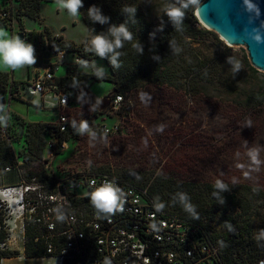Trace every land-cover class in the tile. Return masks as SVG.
<instances>
[{
  "label": "rangeland",
  "instance_id": "rangeland-1",
  "mask_svg": "<svg viewBox=\"0 0 264 264\" xmlns=\"http://www.w3.org/2000/svg\"><path fill=\"white\" fill-rule=\"evenodd\" d=\"M126 1L141 7L148 13V19L157 23L167 15L168 7H179L181 2ZM187 1L183 0L184 3ZM0 7L13 14L11 24L0 28L5 30L7 37H15L22 32L24 40L29 42L31 30L44 31L48 27L55 40L63 35L66 40L83 45L88 58L93 55L92 35L82 14L69 15L67 9L59 7L57 0H42L40 19L23 15V25L17 18L23 10L20 0H0ZM200 26L206 31L193 46L200 58L212 60L208 75L210 82L198 83L192 92L188 85L183 89L148 85L133 92L130 96L132 104L111 112L107 106L98 111V105L102 98L113 96L114 84L90 81L88 93L80 95L77 102H72L73 108L67 110L76 135L62 144L59 153H54L53 147L44 150L42 164L46 173L54 177L65 176L67 171L80 176L97 171L123 176L128 173L155 187L164 180L214 184L219 179L239 194L244 193L243 188L246 187L264 192V106L250 108L244 103L250 92L264 94V71L250 63L244 46L231 45L201 22ZM34 55L37 57L35 65L13 70L0 64V69L10 72L11 78L17 80H33L45 70L52 69L54 64L57 65L55 78L65 76L68 69L76 73H111L100 56L91 58L92 61H83L78 51L54 52L49 48L35 49ZM229 57L233 62H229ZM236 61L241 67L234 73ZM48 93L30 96L19 86L14 95L10 92L0 94L1 126L12 135V146L20 154V164H24L23 157L28 152L26 129L22 122H58L57 99ZM142 94L144 100L141 99ZM13 117L20 119L18 123ZM82 121L88 123L83 134L79 132ZM103 125L110 127L111 132L103 131ZM161 125L163 132L157 131ZM54 143L51 141L52 146ZM23 172L25 168H15L0 175V231L12 238L8 249L19 252V255L3 258L0 264H58L50 257L25 256L22 222L29 216L27 208L24 212L23 204L18 203L21 200L18 191L13 198L1 194L6 187L22 184ZM41 184L38 182L36 186ZM40 188L29 192L25 198L32 203L37 202ZM166 189L163 193L168 192ZM252 194H247L251 216L242 214L241 209L234 210L233 214L238 213L237 219L248 222L253 236L263 241L261 255H264V235L261 234L264 231V200ZM219 215L209 224L215 233L224 234L227 224Z\"/></svg>",
  "mask_w": 264,
  "mask_h": 264
},
{
  "label": "trees",
  "instance_id": "trees-1",
  "mask_svg": "<svg viewBox=\"0 0 264 264\" xmlns=\"http://www.w3.org/2000/svg\"><path fill=\"white\" fill-rule=\"evenodd\" d=\"M41 1L20 0V6L23 10L17 14V18L21 25H23V15L36 20L40 19L39 6ZM202 1L200 0V3ZM127 3L126 0H83V7L79 9V12L82 14L92 37L104 34L110 40L114 39L110 35V28L113 25L118 27L127 21V27L133 33V41L124 42L122 48L115 50L120 53L117 56L119 67L112 64L113 53H108L102 57L110 68V74L102 72V75H97L101 71L76 73L73 69H68L65 76L56 78L59 90L80 89L81 95H85L88 93L87 85L90 81H109L114 84L113 91L115 93L112 95H123L125 99L123 105L127 107L132 104L130 96L133 92L148 85H167L175 89H183L188 85V89L192 92L197 89L198 83L210 82L208 75L212 60L206 61L200 58L193 46V43L201 40V36L206 31L200 26V21L195 14L200 3L193 6L190 0L185 2L189 4V7L185 10V18L179 29L168 15L163 16L157 23L149 20L148 13L143 12L141 7ZM92 6L99 8L100 13L108 17L105 23L89 16L88 10ZM125 6L136 8L134 17L124 11ZM7 11V9L0 7V28H7L13 20L12 12ZM137 42L143 49L142 52L133 48L132 45ZM29 43H32L35 49L49 48L54 52L65 53L78 51L83 58H88L83 45H77L73 41L66 40L63 35L57 36L55 40L48 27L44 31L31 30ZM92 52L93 55L89 57L94 59L99 56L94 51ZM56 67L57 65L54 64L52 70L54 71ZM25 83L27 80H15L11 78L10 72L0 71V94L5 95L10 92L14 95L19 86ZM246 98L244 103L250 108L264 106V94L250 92ZM13 118L17 123L20 120ZM22 126L26 129V142L28 144V152L23 157L24 164H20V154H17L12 146V135L8 129L0 125V175L6 167H11L12 170L25 168V172L21 174L22 181L45 183L47 180L51 182L55 177L49 176L42 164L45 148L49 147L51 141H55L51 147H53L54 153H59L62 144L73 138L76 133L72 129L65 132L61 131L58 123L22 122ZM44 135H47V138ZM116 176L134 186L148 188L150 198L155 201L157 206L163 204L162 210L167 214L177 216L203 230L212 243L220 246L218 264H258V260L264 258V255H261L263 253L261 251L263 241L253 236L248 222L238 220L236 217L238 213L233 214L234 210L241 209L242 214L251 216V204L247 194L253 193L252 195L264 200V192H256L255 189L246 187L243 188L244 193L239 194L238 191L227 187L225 189L215 188V183L198 184L176 182L175 180H164L159 187H155L148 185L147 181L137 179L132 174ZM164 188H167V193H163ZM182 195L193 205L195 215L184 210ZM217 215L227 224V232L224 234L215 233L209 224L210 221L216 219ZM41 233L42 230L38 225L31 223L27 226L26 257L47 256L45 239L39 237ZM7 236L6 232L0 231L1 242L5 241ZM37 237L39 238L36 239ZM16 255H19V252L0 248V262L3 258H11ZM64 264H92V261L89 256L85 255L84 257L67 258Z\"/></svg>",
  "mask_w": 264,
  "mask_h": 264
},
{
  "label": "built area",
  "instance_id": "built-area-1",
  "mask_svg": "<svg viewBox=\"0 0 264 264\" xmlns=\"http://www.w3.org/2000/svg\"><path fill=\"white\" fill-rule=\"evenodd\" d=\"M54 74L55 70L49 68L27 80L22 88L30 96L49 92L56 97L58 126L61 131H70L73 126L67 110L73 108L72 102L80 98L81 91L59 90ZM109 100L107 107L111 112L122 108L125 102L119 94ZM102 130L111 132L106 125ZM11 170L6 167L3 172ZM93 180L95 185L91 183ZM104 181L118 187L124 210L110 216L100 212L98 218L89 194ZM36 184L23 181L4 191L12 194L18 191L21 198L18 203L23 204L24 212L27 208L29 216L22 222L24 244L26 227L31 223L38 225L42 230L39 237L45 239V257L56 259L58 264L85 255L92 264H218L220 260V246L212 243L203 230L164 210L156 211L158 206L146 187L134 186L109 172L80 176L67 171L65 176H56L51 182ZM39 188L36 204L25 198ZM11 239L7 236L0 241V248H9ZM258 264H264V259H259Z\"/></svg>",
  "mask_w": 264,
  "mask_h": 264
},
{
  "label": "clouds",
  "instance_id": "clouds-1",
  "mask_svg": "<svg viewBox=\"0 0 264 264\" xmlns=\"http://www.w3.org/2000/svg\"><path fill=\"white\" fill-rule=\"evenodd\" d=\"M193 6L198 5L200 0H190ZM60 8L67 9V12L71 16L79 15V9L83 7V0H57ZM245 4L248 6L249 10L256 8L257 13L259 9L257 6L250 3V0H245ZM189 7L188 3H184L183 0L180 2L179 7H168L167 15L173 21V23L179 27L182 25L185 18V10ZM89 16L94 20L105 23L108 17L103 16L100 13L99 8L92 6L89 10ZM124 11L135 16L136 8L133 6H125ZM110 35L114 39H109L104 34H98L91 38V48L92 50L99 55L100 57L106 56L108 53H113L111 57L112 64L116 67H119L117 63V56L120 55L119 52H116V49L123 47L124 42L133 41V33L127 27V21L120 24L118 27L113 25L110 30ZM254 39L257 42L262 41V37L257 34ZM133 48L137 51H143L140 44L134 43ZM35 48L32 43L26 42V40L21 39L20 36L7 37L5 30L0 29V64L5 65L13 70L23 68L25 66L35 65L37 62V57L34 55ZM229 62H233L232 58L229 57ZM241 64L239 61L234 63L233 72L240 70ZM102 72H98L97 75H102ZM141 99L144 100L145 97L142 94ZM2 119V118H0ZM88 129V123L82 121L80 124L79 132L83 134ZM157 131L163 132V126H158ZM139 179V176H137ZM92 185H95V180H93ZM215 188L225 189L226 185L221 180H216ZM91 197V204L96 209V214L98 218L100 212H103L106 215L115 214L117 211H123V204L120 202L119 189L112 182L104 181L99 187H94V190L89 194ZM182 202H184V210L191 212L195 215V209L191 202L187 200L183 195L181 196ZM222 202V201H221ZM164 205L161 204L157 207L156 211H161ZM58 220H63L62 216H57ZM264 235V231L261 233Z\"/></svg>",
  "mask_w": 264,
  "mask_h": 264
},
{
  "label": "water",
  "instance_id": "water-1",
  "mask_svg": "<svg viewBox=\"0 0 264 264\" xmlns=\"http://www.w3.org/2000/svg\"><path fill=\"white\" fill-rule=\"evenodd\" d=\"M250 3L258 7L259 13L255 7L249 10L245 0H203L197 7L196 16L227 43L244 46L250 63L264 71V42L254 39L259 34L264 41V0H250ZM17 36L24 39L22 32ZM82 60L92 61L91 58ZM109 101V98H102L98 111H103Z\"/></svg>",
  "mask_w": 264,
  "mask_h": 264
},
{
  "label": "bare ground",
  "instance_id": "bare-ground-1",
  "mask_svg": "<svg viewBox=\"0 0 264 264\" xmlns=\"http://www.w3.org/2000/svg\"><path fill=\"white\" fill-rule=\"evenodd\" d=\"M1 194H2V196H6L7 198H13L15 195L14 194H12V193H8V194H6L5 192L3 193V192H1Z\"/></svg>",
  "mask_w": 264,
  "mask_h": 264
},
{
  "label": "crops",
  "instance_id": "crops-1",
  "mask_svg": "<svg viewBox=\"0 0 264 264\" xmlns=\"http://www.w3.org/2000/svg\"><path fill=\"white\" fill-rule=\"evenodd\" d=\"M0 71H2V69H0ZM12 78H14V77H12ZM15 80H17L16 78H14ZM19 80H21V79H19ZM2 98L0 97V100H1ZM0 125H2L1 124V122H0Z\"/></svg>",
  "mask_w": 264,
  "mask_h": 264
}]
</instances>
